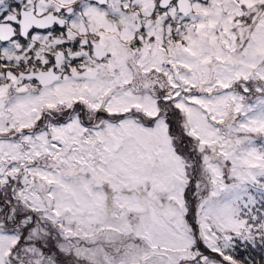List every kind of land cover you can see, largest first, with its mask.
<instances>
[{"label": "snow or ice", "instance_id": "1", "mask_svg": "<svg viewBox=\"0 0 264 264\" xmlns=\"http://www.w3.org/2000/svg\"><path fill=\"white\" fill-rule=\"evenodd\" d=\"M0 264H264V0H0Z\"/></svg>", "mask_w": 264, "mask_h": 264}]
</instances>
